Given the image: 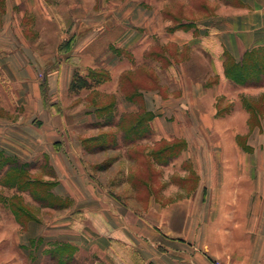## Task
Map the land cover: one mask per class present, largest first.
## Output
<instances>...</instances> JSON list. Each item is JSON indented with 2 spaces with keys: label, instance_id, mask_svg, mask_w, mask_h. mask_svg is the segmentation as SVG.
I'll list each match as a JSON object with an SVG mask.
<instances>
[{
  "label": "crops",
  "instance_id": "obj_1",
  "mask_svg": "<svg viewBox=\"0 0 264 264\" xmlns=\"http://www.w3.org/2000/svg\"><path fill=\"white\" fill-rule=\"evenodd\" d=\"M135 1L122 2L105 33L96 29L97 20H90L92 29L80 37L74 34L80 22L67 34L59 23L64 36L50 51L42 31L34 39L25 35L23 17L37 12L43 22L63 21L65 26V15H49L53 5L46 0H3L0 151L29 171H41L31 168L32 162L48 165L53 173L45 174L44 181L56 179L52 194L71 202L59 208L73 231L60 242L72 243L80 253L84 244L96 263L264 264V118L251 124V113L242 104L234 105V99L228 106L218 103L230 86L223 74L224 53L240 60L246 51L264 46V0L205 1L200 19L182 21L164 9L168 0ZM191 49L208 60L205 75L213 74L212 83L189 71ZM148 60L158 63L154 73L168 78V84L159 82L134 95L149 115L153 144L173 142L164 149L171 154L168 162L153 167L175 179L168 180L159 197L150 195L145 207L129 193L101 194L91 185L82 149L67 136L72 119L67 118L66 94L79 89L71 81L75 74L83 76V69H104L109 74L105 81L117 85L134 61ZM119 90L107 92L117 99L118 126L122 115L139 113ZM146 137L135 136L138 142ZM175 143L182 146L175 148ZM140 151L153 153L145 147ZM165 198L168 207L161 205ZM2 202L0 197V264H44V258L32 260L25 253L31 239L42 237L43 245L49 236L33 220L25 227L13 221Z\"/></svg>",
  "mask_w": 264,
  "mask_h": 264
},
{
  "label": "rangeland",
  "instance_id": "obj_2",
  "mask_svg": "<svg viewBox=\"0 0 264 264\" xmlns=\"http://www.w3.org/2000/svg\"><path fill=\"white\" fill-rule=\"evenodd\" d=\"M46 1L53 5L48 9L49 15L53 17L59 14L65 15L66 25H63V21L43 22L40 15L34 12V15H31L33 17L27 15L23 17L25 27L22 30L30 39H34L42 31L44 36H47L46 40L51 46L50 51H54L53 46L64 36L63 32H58L59 27L62 26L67 34L70 31L69 27L72 28L75 26L74 24L80 22L81 27L76 29L77 34L74 33L76 37H80L92 29L89 26L90 20H97L96 29L101 31V28H104L103 33H105L107 28L112 26L111 20L114 16L120 14L119 12L123 7L122 2L125 0ZM140 1L146 4H149V1L159 4L163 2L156 0ZM205 1L208 2L209 0H168L163 3L165 6L163 7L167 11H172L177 21L183 19L197 20L204 15L201 8ZM2 3L3 0H0V13L3 8ZM57 7L60 9L57 10ZM36 16L38 17L36 18ZM30 18L34 19L33 22H30ZM118 50L126 52L128 56L133 54L130 51L127 53L123 49ZM187 53L189 60L186 65L189 71L202 82L212 83L214 81L213 74L205 75L210 67L208 60L192 49L191 51L188 50ZM155 70L158 71V63L153 60L142 61L139 64L134 61L133 69L120 75V84L115 85L113 82L107 83L105 81L109 74L104 69L88 67L82 70L85 85H78L79 89L75 88V92L71 91L66 94V109L71 111H68L67 118L72 119V123L69 124L71 130H67V136L71 137L73 145L82 149L81 159L85 172L91 179V185L96 189V192L101 194H114L120 197V195L129 193L128 195L136 197L140 201L139 204L145 207L149 205L146 200L150 195L155 194L159 197V194H163V189L169 184L168 180L175 179L165 170L160 171L153 167L155 162H168L170 151L164 149L173 142L163 140L153 144L155 142L151 136L153 133L147 124L149 115L144 112L141 97L134 95L138 89L161 86L159 82L168 84L166 83L168 78L158 76L154 73ZM97 74H101V76ZM229 82L230 86L222 95L223 97L219 99V107L228 106L229 100L234 99V105L240 106L242 104L250 111L251 124L257 123L260 117L264 118V85H243L231 80ZM118 85L126 97L133 100L139 108V113L129 114V122L125 131L122 126L116 125L118 120L116 112L119 110L117 99L115 95L107 93L112 88L120 91ZM123 134H128V136L123 138ZM142 135L147 136V139L139 138L142 140L138 142V138L135 136L142 137ZM130 142L132 145L127 147L126 145ZM179 146L182 145L179 143ZM143 147L147 151L153 150V153L147 154L144 153L145 151L141 153L140 150ZM30 166L31 168L40 167L41 171H29L28 169L18 171L12 168L8 169V167H0L2 209L10 210L14 216L13 221L22 227H25L30 220L35 221L39 232L43 230L50 239L49 241L44 240L43 245L42 237L31 239V246L29 249L27 248L28 251L25 253L27 257L32 260L44 258V264H99L95 262V255L84 244L80 246L82 250L80 253L72 243L60 242L66 232L73 231L69 230V226L64 222L67 220L61 219L62 213L65 211L59 208L60 205L68 206L71 202L68 199H59L58 203H52L54 199L49 195V191L55 185L56 179H49L47 183H44L46 182L44 181L45 174L53 173L52 170L48 169V165L44 161L32 162ZM24 192L26 193L24 194ZM166 196L168 195L166 194ZM132 204L138 205V203ZM161 205L163 207L170 206L169 198H165ZM51 250L58 251V256L54 252L51 254ZM42 254L46 256L41 257Z\"/></svg>",
  "mask_w": 264,
  "mask_h": 264
},
{
  "label": "trees",
  "instance_id": "obj_3",
  "mask_svg": "<svg viewBox=\"0 0 264 264\" xmlns=\"http://www.w3.org/2000/svg\"><path fill=\"white\" fill-rule=\"evenodd\" d=\"M224 56L223 74L227 79L243 85H264V46L254 47L246 51L240 60H236L228 52H225ZM99 76H101V74ZM84 81V76L75 74L73 80L71 81V87L73 88L78 85L84 86ZM128 122L129 118L126 117V115H122L120 117L119 125L123 127L124 131L126 130ZM174 145L175 148L179 147V143H175ZM175 148H173V150ZM26 166L27 165H23L15 159L5 156L0 151V167H8V169L12 168L18 171H25L27 169ZM49 195H51L54 199L52 203H58L60 199L59 197L54 196L51 191H49ZM52 252L58 256V251L55 252V250H51L50 253L52 254Z\"/></svg>",
  "mask_w": 264,
  "mask_h": 264
},
{
  "label": "built area",
  "instance_id": "obj_4",
  "mask_svg": "<svg viewBox=\"0 0 264 264\" xmlns=\"http://www.w3.org/2000/svg\"><path fill=\"white\" fill-rule=\"evenodd\" d=\"M214 264H223V263L217 261V262H215Z\"/></svg>",
  "mask_w": 264,
  "mask_h": 264
}]
</instances>
